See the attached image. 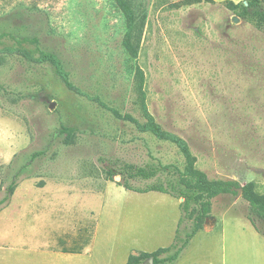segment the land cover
<instances>
[{
  "label": "rangeland",
  "instance_id": "rangeland-1",
  "mask_svg": "<svg viewBox=\"0 0 264 264\" xmlns=\"http://www.w3.org/2000/svg\"><path fill=\"white\" fill-rule=\"evenodd\" d=\"M126 1L138 18L136 58L123 45L127 24L114 0H0V30L38 37L63 60L73 85L52 63L34 59L35 46L0 43V205L8 179L24 166L14 200L37 194L69 227L84 228V241L98 225L96 250L115 253L114 264L169 247L182 217L181 200L123 186L158 185L186 166L178 145L143 129V98L161 130L187 143L210 180L254 183L264 194V31L227 8L246 0L180 8L182 0ZM23 49L34 60L21 56ZM128 165L172 166V174L131 179ZM109 168L121 176L106 180ZM214 216L211 237L225 245L227 264H244L255 253L244 244L256 236L249 219L263 237L264 222L241 195L215 198ZM189 231L186 221L180 237ZM205 237L191 248L194 259Z\"/></svg>",
  "mask_w": 264,
  "mask_h": 264
},
{
  "label": "trees",
  "instance_id": "trees-1",
  "mask_svg": "<svg viewBox=\"0 0 264 264\" xmlns=\"http://www.w3.org/2000/svg\"><path fill=\"white\" fill-rule=\"evenodd\" d=\"M119 10L122 12L126 24L127 32L123 41V45L127 52L133 57H137V51L134 48L131 37L134 29L137 26L138 18L135 14L134 9L131 4L126 0H114ZM204 1L213 2V0H182L177 4V7H187L193 6L196 4H201ZM227 8L232 11L238 18L245 19L249 23L253 24L259 30L264 31V0H246V2H241L235 4L230 1L227 3ZM9 30H0V43L4 39L10 38L13 39L19 47L23 46H35L39 58H34L36 61L50 62L58 71L65 84L68 88L72 89L73 85L69 80V74L64 70L65 64L59 55L52 50H43L41 48V41L38 37H31L23 35L19 32L10 33ZM10 54H14V51H6ZM21 56H25L32 59V52L26 49H23V53H20ZM136 78L139 84L140 89L144 83V74L141 69H138ZM145 97V96H144ZM144 113L147 117V123L143 129L148 130L153 133L156 137L170 140L171 142L178 145L181 152L183 153L186 166L184 170H180L177 167L175 168V174L177 175L176 179H166L158 185H153L145 189H138L131 187L128 183H124L123 186L130 191H134L140 194H146L149 192H159L167 194L175 199L182 200L180 203V210L182 212V217L178 223L176 235L174 242L169 247L160 248L154 252H141L138 255L131 254L128 258L127 264H176L179 260L181 254L189 246L191 240L204 228V225L212 215L213 211V200L220 195L232 194L239 195L238 190L241 189L242 199L247 202L250 207V210L257 219L264 222V194H260L256 191L254 183H248L244 186H241L235 180H218L212 181L208 178L207 174L203 171L196 168V157L192 154L189 146L185 141L180 139L177 136L163 132L160 126L155 122L151 114L148 112L145 105V98H143ZM42 155L41 152L34 153L30 156V162H32L37 157ZM172 166H163V165H149L146 167H135V166H125L128 170V176L131 179H142V180H151L159 175L162 172L167 171L168 174H172ZM22 168L16 169L14 175H11V178L8 180L10 184L6 189V196L1 202V205H5L10 201L11 196L14 194L18 183L23 173ZM104 175L106 180L113 181V178L116 175V172L113 169H104ZM252 226L260 233L253 219H249ZM188 221L191 223V231L185 232V238L180 237L181 228L183 224ZM261 234V233H260Z\"/></svg>",
  "mask_w": 264,
  "mask_h": 264
},
{
  "label": "crops",
  "instance_id": "crops-1",
  "mask_svg": "<svg viewBox=\"0 0 264 264\" xmlns=\"http://www.w3.org/2000/svg\"><path fill=\"white\" fill-rule=\"evenodd\" d=\"M16 194L11 196L13 202L9 201L0 211V264H114L115 253L96 250L98 225L92 239L84 241V228L69 227L62 212L48 209L37 194L14 200ZM215 228V216L210 217L176 264H227L225 245L211 237ZM252 231L256 236L245 239L244 244L255 247V253L248 254L244 264H264V237L253 226ZM202 234L206 237L199 241V250L194 254L196 258L201 253L200 259H194L190 251ZM209 240L216 243L217 252L209 248ZM121 261L123 263V259Z\"/></svg>",
  "mask_w": 264,
  "mask_h": 264
},
{
  "label": "water",
  "instance_id": "water-1",
  "mask_svg": "<svg viewBox=\"0 0 264 264\" xmlns=\"http://www.w3.org/2000/svg\"><path fill=\"white\" fill-rule=\"evenodd\" d=\"M235 21L237 22V21H238V18H236ZM53 107H54V105H51V106H50L51 109H52ZM238 193H239V195H241L242 190L239 189V190H238ZM181 201H182V200H181ZM152 263H153V262H152V260H151V264H152Z\"/></svg>",
  "mask_w": 264,
  "mask_h": 264
}]
</instances>
